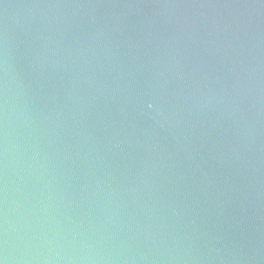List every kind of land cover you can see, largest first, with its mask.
<instances>
[{
	"label": "water",
	"instance_id": "1",
	"mask_svg": "<svg viewBox=\"0 0 264 264\" xmlns=\"http://www.w3.org/2000/svg\"><path fill=\"white\" fill-rule=\"evenodd\" d=\"M0 264H264V0H0Z\"/></svg>",
	"mask_w": 264,
	"mask_h": 264
}]
</instances>
